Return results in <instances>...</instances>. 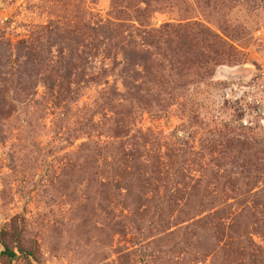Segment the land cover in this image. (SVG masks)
<instances>
[{
    "label": "rangeland",
    "instance_id": "374dc122",
    "mask_svg": "<svg viewBox=\"0 0 264 264\" xmlns=\"http://www.w3.org/2000/svg\"><path fill=\"white\" fill-rule=\"evenodd\" d=\"M0 63L5 79H34L0 110V264H239L233 236L262 245L264 0H0ZM65 70L83 86L68 114L45 89ZM88 110L113 135L70 138ZM109 141L193 178L177 188L204 192L210 210L187 221L138 185L123 201L80 148Z\"/></svg>",
    "mask_w": 264,
    "mask_h": 264
},
{
    "label": "trees",
    "instance_id": "16d2710c",
    "mask_svg": "<svg viewBox=\"0 0 264 264\" xmlns=\"http://www.w3.org/2000/svg\"><path fill=\"white\" fill-rule=\"evenodd\" d=\"M108 27L100 29L102 33H105L109 39H116L117 35H115L116 31H120L121 26H114L115 33H109L108 31H103ZM134 28V27H132ZM108 30V29H107ZM111 31V30H109ZM110 36H109V34ZM144 33V32H143ZM57 32H53L48 30L46 35L47 37L56 35ZM45 35V36H46ZM22 48L27 50L26 44L22 45ZM33 52V48H30ZM38 55V54H34ZM124 59L125 64L124 68L129 69L130 67V60H131V51H124ZM29 60L24 63V65H29ZM118 63H116L111 70L105 72H112V70L118 67ZM6 66L2 67L0 63V110L2 109H10L12 107V102L18 101L21 102L22 99L15 98L19 97L24 91L27 92L25 94L24 99L28 98L29 91H32L34 87V79L30 78L24 82H20L21 78L13 77L12 79H5L2 76V69ZM20 67V66H19ZM18 67V68H19ZM125 70V69H123ZM65 74L60 76L56 82H51L48 86H46L47 93H50L51 96L54 94L56 97H63V110L68 114L70 112L69 107L72 103L76 102L80 97L81 90L83 86L79 87L78 84L72 85L71 74L70 72L65 70ZM103 75L106 73H102ZM83 85L87 82L99 83L100 80L98 78H90L89 81H86L83 78ZM125 82V80H124ZM6 85V88H5ZM4 86V88H1ZM123 89L127 90V83L124 85ZM116 88L108 87L106 91L101 93V98L103 102L109 101L113 103L120 94L117 92ZM110 92V93H109ZM12 96L13 99L10 101V97ZM27 97V98H26ZM107 105V104H106ZM97 112L95 110L91 111L88 110V115L86 117L81 118V122H77L75 124L76 127L71 130L70 138L77 139V135H80L83 131L88 132H95L99 131L102 134L106 135H113L115 131V127L117 126L113 119L107 120V124H100L94 121V117L96 116ZM92 145L82 144L80 148H83V153L85 157L86 164H91L94 157H98L101 160V170L98 171L101 175L108 178L109 175H112L113 179L117 180L115 183V189L118 191V197L121 198L123 201H128L130 199V190L135 188L134 185H138L140 187L139 192L141 191H148L151 194V202H154L156 208H163L167 209L170 205L182 204V207L187 210L188 220H193L196 217L200 216L202 211L210 210L212 204L210 201L203 202L204 192L198 191L192 186L188 191L186 189L179 190L177 188V184L185 185V179H189V183L193 182V178H187L181 172L174 170L175 172H163L161 169V160L159 158H153L147 155H139L135 153V149L131 148L128 151V154L122 150L121 143H114V142H107V143H95L90 142ZM144 150V146L142 148ZM138 152V151H137ZM89 164V165H90ZM98 168V167H96ZM94 169V168H93ZM162 171V172H161ZM156 181L163 182L162 188L163 190L160 191L159 186H156ZM201 181V178H200ZM198 181V182H200ZM110 182V181H109ZM108 182V183H109ZM100 186L106 187L108 186L106 183H99ZM124 190V192H122ZM173 190V192H172ZM145 192V193H146ZM180 194L179 198L176 194ZM144 194V193H143ZM206 199V198H205ZM141 198L136 197L135 202H140ZM264 237V236H263ZM230 252L231 255L234 256L235 261L239 260V264H264V239L262 241V245L256 244L252 238L246 236V233H240L233 236L230 240ZM2 255H7L9 258L15 257L13 252L5 250L1 252ZM233 264V261H231Z\"/></svg>",
    "mask_w": 264,
    "mask_h": 264
}]
</instances>
